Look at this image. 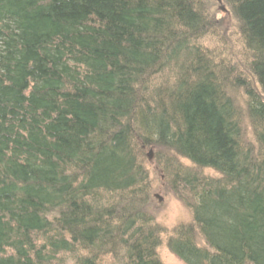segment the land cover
Instances as JSON below:
<instances>
[{"label":"trees","instance_id":"obj_1","mask_svg":"<svg viewBox=\"0 0 264 264\" xmlns=\"http://www.w3.org/2000/svg\"><path fill=\"white\" fill-rule=\"evenodd\" d=\"M223 2L248 73L204 47L203 0H0V264H164L154 146L193 213L169 250L264 264V0ZM240 88L254 148L228 94Z\"/></svg>","mask_w":264,"mask_h":264},{"label":"rangeland","instance_id":"obj_2","mask_svg":"<svg viewBox=\"0 0 264 264\" xmlns=\"http://www.w3.org/2000/svg\"><path fill=\"white\" fill-rule=\"evenodd\" d=\"M203 1L205 2L206 12H208L211 22H213L211 34L206 36L205 40L202 41L204 47L207 48L208 53H212L211 55L217 58L216 62L222 66V69L220 68L222 71L225 68L226 72H229L232 70V67L235 66L237 72L248 73V54L245 50L241 33L239 32V23L233 12L229 9V12L226 13L220 10L221 5H225L229 8L225 2L221 3L222 0ZM222 75L226 77L227 73H223ZM234 75H237V73H232V76ZM228 94L234 99L236 108L240 110V116L243 118L245 141L247 143L249 142L248 144L254 148L253 126H251V121L247 115L248 109H246L248 98L241 88L231 90ZM149 152H151L150 157ZM163 153L169 152L165 150ZM156 154L157 147L154 146L153 148H148L143 156L145 158L144 167L149 175V191H151L149 211L153 214L155 224L159 227V234H161L157 255L164 264H185L178 256L174 255L171 250H169L166 241L169 236L172 235L175 228L179 227L181 224L189 225L192 223L193 213L191 209L187 208L183 200L177 198L176 192L172 190V188H174L172 179L168 177L164 171L165 163L163 161L159 162ZM180 163L187 169L194 170L199 174L202 173L204 176H218L217 173L211 169H196L190 161L185 159H181ZM157 195H159L162 200H159ZM148 197L146 196V198ZM189 198H191V195Z\"/></svg>","mask_w":264,"mask_h":264},{"label":"water","instance_id":"obj_3","mask_svg":"<svg viewBox=\"0 0 264 264\" xmlns=\"http://www.w3.org/2000/svg\"><path fill=\"white\" fill-rule=\"evenodd\" d=\"M221 3H222V1H221ZM220 10L223 11V12H225V13L228 12L227 11V7L225 5H221L220 6ZM150 156H151V152H149V157ZM157 196H158L159 200H162V198L159 195H157Z\"/></svg>","mask_w":264,"mask_h":264}]
</instances>
